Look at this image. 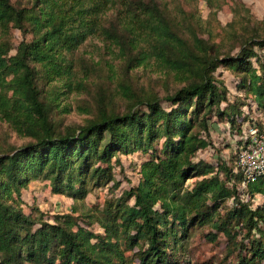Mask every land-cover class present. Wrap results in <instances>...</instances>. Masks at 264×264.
Listing matches in <instances>:
<instances>
[{
    "label": "trees",
    "instance_id": "obj_1",
    "mask_svg": "<svg viewBox=\"0 0 264 264\" xmlns=\"http://www.w3.org/2000/svg\"><path fill=\"white\" fill-rule=\"evenodd\" d=\"M166 4L0 0V122L30 139L19 148H7L5 141L0 145V264H126L122 245L137 248L138 264H194L175 253L185 250L193 229L205 225L214 231L207 236L210 242L218 234L226 238L224 261L246 251L227 264H264V174L246 186L248 200L263 199L252 208L240 196L239 173L223 163L195 161L199 151L212 147L213 119L224 122L228 133L241 135L253 122L252 113L264 116V38L252 35L236 54L223 53L174 30L162 9ZM109 11L113 19L105 21ZM14 30L22 37L16 45ZM93 37L119 49L129 67L145 64L149 54L137 42L147 43L182 86L164 98L133 96L122 113L113 107L109 89L101 88L95 116L84 125L62 128L37 80L68 75L64 53ZM219 68L239 77V105L231 106L224 83L215 76ZM136 154L144 157L136 186L79 213L77 204L92 191L107 188L112 194L120 187L114 167L121 169V156ZM233 158L235 167L236 153ZM190 179L197 181L185 188ZM38 180L49 182L51 194L73 201L70 214L49 217L35 206L23 209L22 192ZM230 199V208L220 216ZM239 227L248 246L237 240Z\"/></svg>",
    "mask_w": 264,
    "mask_h": 264
},
{
    "label": "rangeland",
    "instance_id": "obj_2",
    "mask_svg": "<svg viewBox=\"0 0 264 264\" xmlns=\"http://www.w3.org/2000/svg\"><path fill=\"white\" fill-rule=\"evenodd\" d=\"M15 1L23 5L31 2V0ZM166 2L162 9L166 12L167 21L169 25L172 24L174 30H179L186 38L197 36L198 39L218 47L223 53L236 54L241 42L252 35L264 38V0H166ZM105 18V21L113 19V13L109 11ZM173 24H176L175 28ZM12 34L13 43L16 45L22 38L21 34L15 30ZM137 43L141 44L138 47L140 51L150 55L145 64L140 66L132 64L129 67L125 64L126 56L122 57L119 49L101 38L93 37L86 40L75 52L64 53V58L69 64L68 75L56 77L55 81H49V77L46 76L38 78L37 85L41 96L51 102V116L62 128L84 125L87 120L95 116L101 88L109 89L113 97V107L122 113L134 100L133 96L155 95L164 98L182 86L174 73L153 56L150 45L140 41ZM137 50L130 53L134 55ZM215 76L224 83L231 106L239 105L241 98L235 89L239 77L223 68H219ZM224 107L225 103L222 104V108ZM244 112H247L246 108ZM251 116L255 124L264 129V116L257 113H252ZM213 121L214 126L209 131L212 147L199 151L195 161L203 160L214 166L223 163L235 171L232 160L236 148L239 147L241 135L232 131L228 133L224 122H217V119ZM4 141L7 148H19L28 144L30 139L18 136L8 125L0 122V145ZM143 160L144 157L139 154L132 157L121 156V169L119 165L114 167L120 187L112 194L107 188L92 191L83 202L77 204L79 213H86L97 206L102 207L105 200L112 196L118 198L123 191L128 190L129 186H136L138 166ZM195 181L197 179L188 180L184 187L190 188ZM49 186L48 181L40 180L29 185L28 189L22 192L23 209L27 211L31 206H35L49 217L70 214L74 206L73 201L51 194ZM239 189L242 201L249 202L252 208L262 203L263 199L260 196L248 200L246 188L242 189L240 186ZM241 190L244 192L241 193ZM130 203L132 204V201ZM230 206L231 199L219 210L220 216H223ZM260 228L264 230V225L260 224ZM92 229L96 233H101L96 226ZM211 232L214 231L208 225L193 229L185 250L177 251L175 257L194 264H221V261L227 264L236 261L238 253L242 256L247 255L246 251L238 250L224 261L227 240L222 234H218L216 241L210 242L207 236ZM235 232L239 234L237 240L248 246L250 241L245 238V230L239 227ZM253 237L258 238L255 232ZM124 249L125 246L122 245L121 250L124 251L126 264H138L134 258L137 248H133L132 251Z\"/></svg>",
    "mask_w": 264,
    "mask_h": 264
},
{
    "label": "built area",
    "instance_id": "obj_3",
    "mask_svg": "<svg viewBox=\"0 0 264 264\" xmlns=\"http://www.w3.org/2000/svg\"><path fill=\"white\" fill-rule=\"evenodd\" d=\"M241 145L235 162V173L243 177L241 188L264 174V132H260L255 121L246 123L240 136Z\"/></svg>",
    "mask_w": 264,
    "mask_h": 264
}]
</instances>
